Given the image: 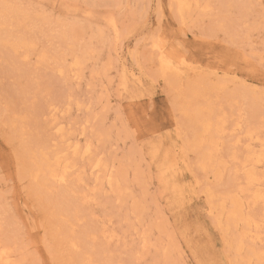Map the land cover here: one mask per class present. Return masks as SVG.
Listing matches in <instances>:
<instances>
[{"label": "rangeland", "instance_id": "1", "mask_svg": "<svg viewBox=\"0 0 264 264\" xmlns=\"http://www.w3.org/2000/svg\"><path fill=\"white\" fill-rule=\"evenodd\" d=\"M6 1L28 12L30 20H24L21 32L33 38L35 52L47 49L48 55V60L41 62L35 52L25 59L10 47H0V248L8 247L12 264H84L83 259L91 260L90 264H164V247L176 264H235L226 242L235 231L225 233L216 226L218 218H223L218 215L216 204L236 166L230 153L237 152L243 159L246 144L253 145V141L255 146L250 148L264 149V137L257 129L264 123V0H250L248 14L244 0H198L210 6L193 9L184 23L170 8V0H123L112 5L103 0ZM70 3L80 9H71ZM42 15L55 23L69 22L90 31H106L107 41L92 38V53L82 58V77H76L75 67L72 71H59L54 55H64L68 47L76 46L81 58L82 51L78 45L61 46L53 24L43 22ZM106 15L110 19L115 16L122 27L118 42L108 33ZM5 29L8 30L0 29V34ZM156 39L172 60H183L184 67L190 65L196 71L189 77L179 76L181 79L174 85L169 77L157 74V53L152 47ZM89 40L85 33L79 43L84 45ZM70 60L68 56L67 64ZM100 64H107L105 74L96 73ZM122 67L136 68L141 79L139 86L132 78L128 91L117 87ZM196 82L224 85L218 90L209 87L204 96L213 111L212 121L217 116L225 118L224 133L217 135L222 156L218 154L227 159L226 163L223 160L219 178L211 171L200 170L197 153L188 148L194 137L181 110L189 99L188 86ZM257 95L259 98L254 101ZM249 130L262 140H249ZM62 142L79 146L93 143L98 156L105 158L101 159L107 163V173L113 174L114 185L122 187L126 202L117 201L102 169L87 167L81 171L84 159L79 157L69 180L62 184L70 189V195L56 196L55 186L38 187L30 177L28 161L37 147L38 153L47 145L42 149L51 153L50 149L56 150ZM226 153L228 158L223 156ZM162 166L171 167V172ZM78 174L84 180L74 187L72 182ZM261 181L257 187L264 192ZM76 188L86 191L72 192ZM208 189L220 193L217 197L214 192L212 202L207 197ZM70 196L79 197L81 202L73 214L77 218L72 215L75 219L64 213L60 205V200L65 203ZM246 198L243 197L244 210L250 208ZM141 232H145L147 249L141 248ZM67 239L72 240L67 243ZM247 240L256 248L259 244L264 248V239Z\"/></svg>", "mask_w": 264, "mask_h": 264}, {"label": "bare ground", "instance_id": "2", "mask_svg": "<svg viewBox=\"0 0 264 264\" xmlns=\"http://www.w3.org/2000/svg\"><path fill=\"white\" fill-rule=\"evenodd\" d=\"M122 1L123 0H103V2H106V3L110 4V5H112V4H118V3L122 2ZM67 3L69 4V2H67ZM73 3H70V4L72 5ZM75 3H76V1H75ZM250 3H251L250 0H244V9H245V11H246L247 14L250 11ZM169 5H170V8L172 7V8L175 9L176 14L179 16V18L181 19V22H183V23L188 20V18L190 17L191 13L193 12V9H195V8H197V9H204V8H208L210 6L209 3H206L205 5H202L198 0H170ZM72 8H74L76 10V9L79 8V6L72 5L71 6V9ZM30 9H32V8H30ZM77 11H79V10H77ZM97 15L99 16V14H97ZM115 18L116 17L114 16V19L112 18L113 19L112 20V19L109 18V16L106 15L104 21H106L108 23L107 25H109V31H108V33H110V34L112 33L114 39L116 40V42H118V39L120 37L119 33H120L122 27L119 24L118 20L115 19ZM25 19L30 20V16L28 15V12L25 9L19 7V5L16 4V3L8 2L6 0H0V29H3L5 27L8 29V30L5 29L6 31L5 32H1V34H0V47H3V46L4 47H10L12 49V51H14L15 53H20V55L23 56L26 59V57H28L29 55H31L32 52L34 53L36 50H35L34 42L32 40L33 38L32 39H31V37L28 38V37H26L27 35L24 36L22 34V32H21V28L24 26V20ZM91 19L92 20H95V19H93V17ZM41 20L43 22H47L49 24H53V31H55V35L58 38L57 41L60 43L61 46L64 45V44H68V45L70 44V46L71 45H78L79 50L82 51V55H81L82 57L81 58L77 55V52H76V49H75L76 46H75L74 49H71V47H68L67 48V52H65L64 55H60V56H58V54L54 55L53 56V59L58 64L59 71H61V72H63V71H69V70L72 71V69L75 67V69H78V70H75V71H78L77 72L78 76H76V77H79V76L82 77V74H81L82 73L81 72L82 71L81 70L82 69V63H83L82 58L85 57V55H88V54H91L92 53V50H93V45H92V42H91L92 38H95L99 42H105V41H107V38H108V35H107L106 31H100V30L90 31V30H88L85 27H81V26L79 27L76 24L69 23V22L62 23V22L59 21V22H56L55 23L53 21L48 20L44 15L41 16ZM96 26H98V25L95 24V27H94L95 29H96ZM11 28L12 29H16L17 31L14 32L13 30H11ZM28 30H30V27H29ZM85 33L89 34L90 40L87 43H85L84 45H81L79 43V39H81ZM158 41H159V39H156V40H154L153 44L151 43L153 49L156 50V53H157V57H156L157 58V62H158V65H157L158 66V72H157V74L159 73L161 76L169 77L170 80H171V82H172V84L174 85L178 81L177 79L179 78V76H187V77H189L190 74H192V73H194L196 71V70H194V68L190 67V65H189V67L188 66L184 67V61L183 60L180 63H177L176 61L172 60L165 53V50L163 49L162 45L159 44ZM118 48H119V46H118ZM46 51H47V49H46ZM46 51L45 50H40L38 52H35L38 55L39 60L41 62H46L48 60V55L46 54ZM154 55H155V53H154ZM68 56L71 57V60L67 64V57ZM107 62H103V63L105 64ZM121 64H123V63H121ZM106 65L100 64V68L98 67V70H96V73L98 74V72L99 73L101 72L100 75L102 73L105 74L106 73L105 71H106V68H107ZM122 66H124V65H122ZM124 67H122V69H121V71H120V73L118 75L117 87L119 86L122 90L128 91L129 90L130 82L133 81L132 78H135L136 79V81H133V83L134 82H137V85L141 81V79H140V77L137 75V73L135 71L136 68H131V69L127 70ZM138 67H140V66L138 65ZM196 69H198V68H196ZM92 75L93 76L94 75L96 76V74H93V73H92ZM179 79H181V77ZM222 86H224V85H223V83L221 85L220 82L212 83V85H208L205 82L191 83V85H189L188 86V89H187V91L189 92V95H188V98L189 99L186 102L185 107L181 110L182 114L186 115V117L188 119V122H186L188 125H186V127L188 126V128L190 129V131L192 130L193 135L191 134V136L194 137L193 142L192 143H188V148H190V150H193V151H195L197 153V155H198V162H197L198 163V165H197L198 168L200 170L204 171V172H207V171L213 172L212 174L215 176V178L216 177L219 178V176L221 175V173H220V172H222V168L221 167H223L222 166V163H223V160L226 159L225 157H224V159H222L223 157L222 158L220 157V155H221L220 152L221 151H219V150L221 148L218 149V147H219L218 145H220V144H218L219 141L217 139V135L220 136L221 134L224 133V130L225 129H224V126H223L224 125L223 124V120H225V118L219 115L220 117L217 116L218 118L217 117H215V118L212 117V118L215 119L214 121H212L210 114L213 111L210 109L211 108L210 107V103L207 100H205L208 103V105H207V103L204 101V99H206L204 96L206 95L205 92L207 90H209L208 89L209 87H211V89L213 88L214 90H218ZM175 89H177V88L175 87ZM242 89H244V88H242ZM177 90H179V89H177ZM180 91H181V89H180ZM242 93H243V90L241 91V94ZM249 94H251V93L249 92ZM257 94L259 95L258 92H257ZM258 95H257L256 98H255L256 95L254 96V98H255L254 101H257L258 100L257 99V98H259ZM260 96L263 97L262 94ZM250 97H249V100H251ZM242 98H244V97H242ZM246 98H247V96H246ZM202 99H203V102H201ZM244 100L246 101V99H244ZM191 102H194L193 105H190ZM263 108L264 107H262V110H264ZM258 109H259V107H258ZM258 111H257V106H256V108L254 109V112L257 113ZM260 111H261V107H260ZM260 114H262V113L259 112L258 115H260ZM221 115H223V113H221ZM257 126L258 125L255 124L254 127H257ZM263 126H264V123L263 124L261 123V124H259V126H258L259 128H257V129L260 130L259 132L264 137V135H263L264 134L263 133L264 132V129L261 128ZM250 129H251V127H250ZM122 131H124V130L122 129ZM103 132H101V133H103ZM237 133H239V132H237ZM108 134H110V133H108ZM127 135L128 134L125 133V136H127ZM188 135H190V134H188ZM101 136H103V135H101ZM247 136H248V139L249 140H252L253 141L255 139V142L256 143H257L258 140H262V139H260V136H258L257 134H253L250 130L247 131L246 137ZM102 138H105V137L103 136ZM67 139H65L64 141H66ZM219 139H221V137ZM262 141L264 142V140H262ZM42 142H45V141H42ZM63 142H62V145L61 144H59L60 146L57 145L58 148L56 150H55L56 147L54 149H50V150H53V151H51L52 154L51 153H48L47 151H44L42 149V148H45L47 145L45 147H42L41 148V151H39L38 153H37V151H38V147H37V151H36L35 155H32L30 161H28V163L30 162V167H31V169L29 170L31 172V176L30 177L32 178V181L37 184L38 187L44 188V189L45 188L48 189L49 187L55 186L57 188L56 189V192H55L56 193V196H57V194H58V196L59 195L62 196L64 194L70 195V193H69V190L70 189L63 188L62 187V184L67 179L69 180V178H70L69 177V173H70L72 167L76 166L75 165L76 164V160H78L77 158L79 157V158H83L84 159L83 163L80 164L81 171H84V168L87 169V167H89L90 170L92 168L94 169L96 167L98 169H102L103 170V173L105 172V176H106V178H104V179L106 180L107 184L111 188L112 193L114 192V194L116 196V199H118L117 201L120 202V203L126 202L124 200H127L128 198L126 197L127 199H125L124 198L125 196L122 195V193L124 194V192H122L123 190L121 189L122 187L119 188V187H117V186L114 185V183H113V176H112L113 174L111 175V172L110 173H107V163L105 161H103V160H105V158L103 159L101 157L103 159L102 160L100 158V156H98V151H96L95 147L93 146V143L92 144L89 143V142L88 143H84V146H82L80 144L82 146L81 147V146L78 145V143H70L69 142L67 144H64ZM71 142H73V141H71ZM236 142H237V140H236ZM184 143L186 144V142H184ZM32 144L33 143H31V145ZM40 144H41V142H40ZM251 144H253V145H250V143L246 144V146H245L246 147V152H245V155H244L243 159L240 158L241 156L236 151H234V152H236V154L233 153V152H231L233 154L230 153L229 157H231V159H233L234 162H236V166H235V169H234L231 177L229 178L226 186L223 185V187H225V189L223 190L224 192H222L221 194L218 192L220 194V196L218 198L219 201L216 204L217 207L215 206L216 208H218V212H219L218 215H220V216L223 217L222 219L221 218H218V221H217V224L218 225H216V226H219L221 228V229L220 228L219 229L221 231L223 230L225 233H228V231H230V230H234L235 231L233 237H230V239L228 238L229 239L228 241L226 240V242H228V244H229L230 250L233 253L232 255L234 257L235 264H264V248H261L260 247L262 245L259 244V248H256V247H254V245L251 244L252 243L251 241L249 243L247 242L248 241L247 239H249L250 237H255V238H259V239L261 238V240L264 239V237H263L264 235L262 237H259V235L264 231V230L261 231V229L264 228V192L262 191V189H259L257 187V185H260L259 183H260L261 180H263V181H261V183L264 182V175H262V173H264L263 172L264 171L263 170L264 169V149H262V150L259 151L258 148H257V150H255L256 147H252V148L249 147V146H255L254 141H253V143L251 142ZM42 145H43V143H42ZM183 146L185 147L186 145L183 144ZM256 146H258V145H256ZM29 147H30V144H29ZM34 147L36 148V146H34ZM259 147H261L260 144H259ZM188 148H186V149L188 150ZM31 149H32V146H31ZM171 150H175V149L172 148ZM30 152H31V150H30ZM187 152H189V151H187ZM218 152H219L220 155L218 154ZM228 153L223 154V156L224 155H227V158H228ZM170 157H171V155H170ZM183 160H185V159H183ZM165 161H166V159H165ZM224 162H225V160H224ZM225 163H224V166H225ZM112 164H114V163H112ZM169 164H171V163H169ZM190 165H191V163L189 164V166ZM108 167H111V165H109ZM162 167L165 168V166H162ZM110 169H112V167ZM167 169L165 168V170H167ZM170 169H172V168L170 167ZM170 169H168L169 172H171ZM191 169H192V167H191ZM258 169H261L262 170V173H261V170L258 171ZM95 170H94V172H97ZM185 171H187V170H185ZM173 172L174 171H172V173ZM181 172H182V170H181ZM162 173H163V176H165L164 175V172H162ZM101 176H103V174ZM115 177H116V175H115ZM167 177L169 178V176H167ZM194 177H196V176H194ZM98 178H99L98 179L99 182L101 183L100 176ZM83 180H84L83 179V176H81L80 174H78L75 177V179L73 180L72 184L73 185L75 184L77 186V182H80L81 183V182H83ZM194 181H195V179H194ZM75 185H74V187H76ZM94 186H97V185H94ZM166 186H167V184H166ZM183 187H185V185ZM171 189H173V188H171ZM77 190H78V188H76V190H72V192H75ZM84 190L86 191V189H84ZM78 191H77V193H78ZM85 191H82L81 190L79 192L80 193H83V192L85 193ZM214 192L216 194V191H214ZM214 192H212L209 189L206 192L207 193L208 200L211 201V202H212V200L214 198L213 197ZM178 193H179V191H178ZM183 194H184V192H183ZM217 194H216V196H217ZM172 195H173V193H172ZM178 196L179 195H177V197ZM244 196L247 197L246 198L247 199V203H248V206H250V208L248 210L246 208L244 210V203H243V201H244L243 197ZM78 198L79 197H77V199H76V198L70 196V197H68L67 201L65 199H63V200H65L64 201L65 203H63V201L60 200L61 201L60 202V205L62 207L61 209L63 210L64 213L67 212V215H69L70 217L73 214H75L78 211L79 207H80V203L81 202H80V200ZM208 200L206 199V201H208ZM213 202H215V200ZM172 203H173V201H172ZM207 203L209 204L210 202H207ZM132 205L134 207V204H132ZM209 205H210V207L212 206L211 204H209ZM252 206H255L256 208H253ZM135 209H136V207H135ZM59 211H60V208H59ZM126 211H127V209H126ZM130 211L128 212L129 214H130ZM210 213H212V212H210ZM62 215L65 216L66 214L65 215L62 214ZM75 215H73V216H75ZM75 217L77 218V216H75ZM126 217H127V214H126ZM215 217L216 216H214V218ZM66 218L69 219V217H66ZM215 219H214V221H215ZM91 234H92V236H94V234H95L94 231L91 232ZM141 234H142L141 237H142V240H143L142 241V244H141L142 245L141 248L147 249L149 246L147 245V242H146L145 232H141ZM92 236H90V237H92ZM230 236H232V234ZM68 240H70V239H67L65 241H68ZM256 242H257V240H256ZM67 243H69V241ZM161 243H162V241H161ZM70 244H71V242H70ZM255 244H257V243H255ZM1 245L2 244H0V246ZM171 245H172V243H171ZM4 246L0 248V264H12V262H13V261H11L12 259H9V257H11L12 255L11 256L9 255L10 251L8 250V247H4ZM263 247H264V245H263ZM166 248L167 247H164L163 250H162V259L164 260L163 263L164 264H176L175 261H173L172 259H170L171 256L168 255ZM84 252L82 254H84ZM82 254H81V256L83 257ZM77 256H79V255H77ZM81 256H79L80 257V262H83V260H84L85 261L84 264H90L91 260H88V259L81 260L82 259ZM231 261H232V259H231ZM106 264H115V263L113 261H109Z\"/></svg>", "mask_w": 264, "mask_h": 264}]
</instances>
